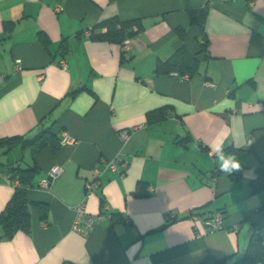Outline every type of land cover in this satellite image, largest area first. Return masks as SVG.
Returning a JSON list of instances; mask_svg holds the SVG:
<instances>
[{
	"label": "crops",
	"instance_id": "crops-1",
	"mask_svg": "<svg viewBox=\"0 0 264 264\" xmlns=\"http://www.w3.org/2000/svg\"><path fill=\"white\" fill-rule=\"evenodd\" d=\"M112 17L142 25L124 57L121 44L83 34ZM180 48L197 73L156 75ZM263 102L264 0H0V140L30 139L45 119L59 146L0 148V214L19 184L14 167L39 170L26 197L48 207L45 219L31 208L28 232L8 239L0 227V264L242 256L264 225V191L249 185L264 169ZM158 109L164 118L150 123ZM218 144L225 158L243 151L238 178L220 169ZM79 206L105 215L86 234L73 230ZM218 210L221 226L206 232Z\"/></svg>",
	"mask_w": 264,
	"mask_h": 264
},
{
	"label": "trees",
	"instance_id": "trees-1",
	"mask_svg": "<svg viewBox=\"0 0 264 264\" xmlns=\"http://www.w3.org/2000/svg\"><path fill=\"white\" fill-rule=\"evenodd\" d=\"M5 31L10 33L12 23H6L4 25ZM102 30H105L102 32ZM142 31V25L139 20L121 21L117 17H112L100 21L95 25L91 38L99 41L115 42L122 44L126 38L134 37L137 33ZM40 40L45 42V36L41 32L39 33ZM205 40V37H204ZM206 45V41L204 42ZM204 47V45H203ZM124 57V53H121ZM197 59L195 56L190 55L186 50L180 48L169 59L164 62H158L155 67L154 73L156 75H170L171 73H177L180 76L188 75L189 77L197 73ZM82 88L72 91L70 97L73 98L75 94ZM264 109V102H263ZM164 110L158 109L149 111L146 114L147 120L150 123L158 121L164 118ZM54 123L45 122L43 119L39 123L37 133L30 139H23L21 137H11L0 140V148L6 147L9 150L15 145L16 141L21 140L23 148H29L32 153H37L47 146H51L53 150L58 149V138L52 134L51 130ZM182 139L180 142H185ZM225 152L235 154H242V150H234L228 148ZM10 170L11 180H17L18 185L15 186L11 198L6 203L3 211L0 214V227L4 232V237L10 239L17 231L28 232L31 223L30 210L33 207L39 214L41 219H45L48 212L46 204L29 202L26 197V192L29 188L35 187L34 178L39 174V170L34 167L19 168ZM257 176L249 182L254 192L264 191V169H256ZM231 179H236L239 173L233 171L228 173ZM261 210L264 212V202L262 203ZM213 213H219L222 217L225 216L223 210H218ZM212 213V214H213ZM211 214V215H212ZM211 218V216H210ZM264 263V245L259 237H256L253 233L251 240L248 243L245 253L235 258V256H228L225 258H214L212 256H206L199 264H263Z\"/></svg>",
	"mask_w": 264,
	"mask_h": 264
},
{
	"label": "built area",
	"instance_id": "built-area-1",
	"mask_svg": "<svg viewBox=\"0 0 264 264\" xmlns=\"http://www.w3.org/2000/svg\"><path fill=\"white\" fill-rule=\"evenodd\" d=\"M84 36L86 37H90L91 36V32L89 30H86L83 32ZM130 45H131V41L130 39H125L122 44H121V48H122V52L125 54L127 53L129 50H130ZM60 66L63 67V68H66V63L64 60H61L59 62ZM167 115H170L171 112L168 111L166 113ZM109 168L112 170V171H116V167H117V161L116 160H111L109 162ZM59 169L57 167L53 168L50 170L49 172V178L50 179H53L55 178L58 174H59ZM98 173V176L100 175L99 172ZM48 180H44L42 181V185L43 186H46L48 184ZM100 186V181H99V177H97L94 181H92L91 183L87 184V187H86V192L87 193H90L92 191H94L95 189H97L98 187ZM76 212H77V218L75 220V223L73 225V230H75L76 232L80 233V234H86L88 231L91 230V228L93 227V225L103 219V217L105 215L103 214H98V215H91V214H87L84 210H83V207L82 206H79L77 209H76ZM80 219H83V226H80L78 221ZM195 221L197 220L196 224H195V229H199L198 227V224H199V219L197 217H194L193 218ZM221 222H222V217L219 213H213L211 215V218L206 222L204 223L205 225V230L206 232H210V231H213L217 228H219L221 226ZM254 234L256 237H259L264 245V225L261 226V227H258L255 229L254 231Z\"/></svg>",
	"mask_w": 264,
	"mask_h": 264
},
{
	"label": "clouds",
	"instance_id": "clouds-1",
	"mask_svg": "<svg viewBox=\"0 0 264 264\" xmlns=\"http://www.w3.org/2000/svg\"><path fill=\"white\" fill-rule=\"evenodd\" d=\"M215 151L218 154L217 160L220 162L219 167L223 172L232 173L233 171H237L240 169V163L234 156H227V158H225L222 145L218 144L215 148Z\"/></svg>",
	"mask_w": 264,
	"mask_h": 264
}]
</instances>
